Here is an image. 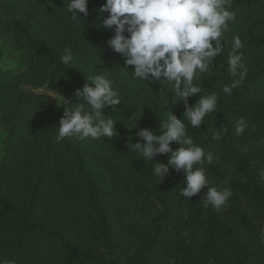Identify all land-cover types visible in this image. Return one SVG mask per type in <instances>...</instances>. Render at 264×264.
<instances>
[{
    "label": "trees",
    "instance_id": "obj_1",
    "mask_svg": "<svg viewBox=\"0 0 264 264\" xmlns=\"http://www.w3.org/2000/svg\"><path fill=\"white\" fill-rule=\"evenodd\" d=\"M2 2L0 29L26 67L15 72L0 66V123L7 138L0 157V262L264 264V2L231 0L237 18L225 33L224 51L201 77V94L188 98L194 105L200 95L218 94L216 110L200 128L190 126L182 102H172L166 82L132 81L131 66L121 75L124 57L108 47L114 33L101 24L105 0H89L88 15L78 14L83 20L76 22L69 19L68 0ZM234 34L244 42L247 74L228 95L222 88L234 79L226 62ZM65 49L73 53L69 65L60 60ZM100 73L120 94L121 103L105 109L116 120L117 135L57 142L65 109L80 102L76 90ZM42 85L66 103L32 89ZM168 112L213 153L205 166L210 186L232 190L221 210L203 206L206 187L184 198L183 172L170 167L162 181L154 176L155 163H166L169 154L145 161L130 150L131 143L142 142L140 129L159 134ZM241 117L249 127L237 136ZM213 130L221 139L213 138ZM155 201L159 210L143 222Z\"/></svg>",
    "mask_w": 264,
    "mask_h": 264
},
{
    "label": "clouds",
    "instance_id": "obj_2",
    "mask_svg": "<svg viewBox=\"0 0 264 264\" xmlns=\"http://www.w3.org/2000/svg\"><path fill=\"white\" fill-rule=\"evenodd\" d=\"M88 3L89 0H68L69 19L83 20L78 14L88 15ZM230 9L231 0H105L99 12L107 13L101 24L114 33L107 41L108 47L124 57L122 69L125 72L121 75L126 76V68L131 66L132 81L166 82L170 86L167 89L172 102H182L185 105L183 114L190 126L200 128L205 117L216 110L218 94L200 95L194 105L188 104V98L201 94V77L212 71L215 58L224 51L225 33L237 18V13ZM243 47L240 35L234 34L226 61L229 75L234 79L223 85L225 94L231 95L246 77ZM73 59V53L68 49L60 57L64 65L71 64ZM88 79L90 82L75 92L80 102L67 107L59 120L57 142L73 137L101 140L117 135L116 120L105 112L121 103L113 80L103 73ZM60 97V103H66L65 98ZM131 118L136 124L138 116L134 114ZM248 127L245 119L239 118L236 135H242ZM162 129L159 134L140 129L137 135L142 142L131 143L130 150L145 161H151L158 154H169L166 163H155L153 167V174L159 181L171 167L184 174L186 186L180 190L184 198H191L206 187L203 206H211L217 211L226 207L232 196L231 188L210 186L205 174V166L214 161L213 153L196 144L188 134V125L171 112H168ZM213 138L221 139L220 132L213 130ZM173 142L178 145L176 149L171 147ZM259 176L264 180V169Z\"/></svg>",
    "mask_w": 264,
    "mask_h": 264
},
{
    "label": "rangeland",
    "instance_id": "obj_3",
    "mask_svg": "<svg viewBox=\"0 0 264 264\" xmlns=\"http://www.w3.org/2000/svg\"><path fill=\"white\" fill-rule=\"evenodd\" d=\"M0 11H4L2 0H0ZM19 53L20 52L16 48L12 38L8 35V33L1 31L0 29V66L4 69H10L15 72L23 70L26 65ZM32 89L35 92L50 95L56 103H60L61 101V94H59L57 90L51 89L46 85L34 87ZM6 139V131L3 129V125L0 123V157L4 154ZM92 174L94 175V172L91 173V175ZM159 206L160 205L156 201L154 204L150 205L149 211L144 212L143 222H148V220L151 218V214L159 210Z\"/></svg>",
    "mask_w": 264,
    "mask_h": 264
}]
</instances>
